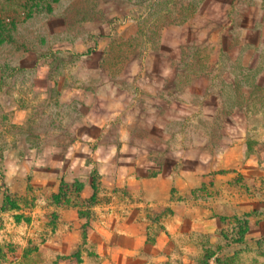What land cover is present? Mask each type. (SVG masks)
Instances as JSON below:
<instances>
[{
	"label": "rangeland",
	"instance_id": "1",
	"mask_svg": "<svg viewBox=\"0 0 264 264\" xmlns=\"http://www.w3.org/2000/svg\"><path fill=\"white\" fill-rule=\"evenodd\" d=\"M165 67L190 72V106L184 124L155 135L177 147L182 134L190 151L132 130L150 176L186 165L196 146L208 153L198 201L169 221L176 206L164 214L144 196V236L105 237L110 194L95 156L75 162L78 126L104 110L143 111ZM203 98L217 105L204 113ZM106 126L111 137L121 122ZM71 209L81 217L63 215ZM106 244L141 248L142 264H264V0H0V264H102Z\"/></svg>",
	"mask_w": 264,
	"mask_h": 264
},
{
	"label": "crops",
	"instance_id": "2",
	"mask_svg": "<svg viewBox=\"0 0 264 264\" xmlns=\"http://www.w3.org/2000/svg\"><path fill=\"white\" fill-rule=\"evenodd\" d=\"M182 73L183 76L190 74V72L180 70V68L177 70L166 67L159 70L155 69V87H152L149 96L145 97L147 102L151 104L143 111H134L131 115L130 110L133 109L124 106L113 111L112 114L109 113L106 117L108 114L106 113L107 110H104L106 106L102 105L101 108L104 113L98 116L89 115L87 122L78 126V132L81 131V128L82 130L86 128V130L81 133L82 136L76 139L78 150L74 151L75 162L78 163V161H84V159L87 161V159L95 156L93 163L97 162L99 166L102 187L108 190L110 194L109 200H105L103 203V209L105 217L108 215V218L115 222L110 227L104 228L105 237L136 240V238L144 236L145 233L140 222V213L144 202L148 204V199H143L144 196L155 197V207H158L164 214L171 212L167 208L169 205L176 206L168 216L169 221L183 220L181 218L183 214L185 213L184 218L189 215L188 213L191 210L193 211V206L198 201V197L193 191L197 187H201V182L197 180V177H200L202 173H206V170L199 166V162L202 159L206 160L208 153L204 155L196 154L198 150H201L200 146H196L191 152L193 158L186 165L163 167L155 165V177L150 176L146 174L148 166L142 163L149 157V152L142 151L139 143L142 139L132 130L140 127L144 130V135L145 132L151 129V138H145L143 141H151V143L152 141L156 143L159 141L163 143L162 147L164 148L165 143L169 142L168 146L171 147L169 149H172L173 153L190 151V149H185L183 143L180 144L184 140L182 134L175 136V142L180 141L177 147H174L171 143L172 135H161L159 132V137L155 135L156 126L163 123L170 125L176 122L184 124V121H186L184 119L185 110L189 109L190 102L184 101L181 97L185 98L186 91L191 93V86L181 80ZM170 79L172 84L170 86L165 85V81ZM193 94L198 97L196 92ZM201 102V104L196 105L197 108H202L204 113L209 102L213 104V107L217 105L215 98L213 100L203 98ZM165 105L167 109L164 111L163 106ZM113 119H119L121 126L118 131L109 137L105 134V129L106 125L110 124ZM138 124H142V127ZM136 125L139 127H136ZM84 146L87 147V152L82 151ZM164 150L157 147L155 150L150 151L156 157L161 158V153L165 152ZM193 160H197L195 163L198 164L193 163ZM89 187L92 188V181ZM117 192H121L125 199L123 197L118 199L115 195ZM174 196H177L179 200L175 202ZM178 196H181V198ZM176 203L177 205H175ZM165 204H167V207H164ZM96 205L97 203L93 206ZM119 206L122 207L121 210L124 214L120 217V211L117 210ZM72 211H75L81 217L79 210L72 209L71 211L67 210L63 215L73 214ZM117 220H122V226H119ZM250 225H253V223H250ZM163 234L169 236L167 229L163 230ZM155 251H158V249L155 248ZM98 253L103 258L102 264H142L144 261L140 255L141 248L130 249L128 245L106 244L103 250H98ZM85 263L87 264L88 260Z\"/></svg>",
	"mask_w": 264,
	"mask_h": 264
},
{
	"label": "trees",
	"instance_id": "3",
	"mask_svg": "<svg viewBox=\"0 0 264 264\" xmlns=\"http://www.w3.org/2000/svg\"><path fill=\"white\" fill-rule=\"evenodd\" d=\"M92 188L94 189V190H96V182L93 180V182H92ZM6 199H9L10 200V198L7 196L6 197ZM91 199L93 200V197H91ZM93 204V203H92ZM95 204V203H94ZM3 207V209H5L6 208V203L2 206Z\"/></svg>",
	"mask_w": 264,
	"mask_h": 264
}]
</instances>
